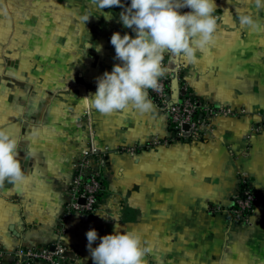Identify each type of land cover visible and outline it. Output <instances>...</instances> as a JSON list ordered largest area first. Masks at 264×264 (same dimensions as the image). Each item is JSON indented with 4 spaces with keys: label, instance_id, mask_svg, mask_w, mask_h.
Instances as JSON below:
<instances>
[{
    "label": "crops",
    "instance_id": "obj_1",
    "mask_svg": "<svg viewBox=\"0 0 264 264\" xmlns=\"http://www.w3.org/2000/svg\"><path fill=\"white\" fill-rule=\"evenodd\" d=\"M215 2L217 41L197 53L198 63L164 55L182 68L197 98L246 113L215 118L201 140L152 144L170 136L168 117L154 103L151 114L130 107L105 115L83 101L97 91L96 78L119 63L113 33L135 37L120 19L131 0L104 10L92 0H0V126L21 141L29 176L18 186L0 187L4 264L20 246L59 241L73 163L91 136L111 153L97 212L73 213L65 223L67 264H93L86 233L95 228L103 237L116 224L152 245L147 264H264V131L253 133L264 121V32L241 27L236 15L242 9L264 20V10L253 0ZM84 15L92 16L84 22ZM37 128L39 135H31ZM242 176L259 202L249 222L231 225L228 215L211 207L231 208Z\"/></svg>",
    "mask_w": 264,
    "mask_h": 264
},
{
    "label": "clouds",
    "instance_id": "obj_2",
    "mask_svg": "<svg viewBox=\"0 0 264 264\" xmlns=\"http://www.w3.org/2000/svg\"><path fill=\"white\" fill-rule=\"evenodd\" d=\"M253 2L257 10H264V0ZM92 3L104 10L121 6L122 0H92ZM182 8L190 11L182 14ZM216 9L215 0H131L120 19L135 37L113 33L110 42L115 48L114 59L119 63L111 72L105 71L96 78L97 91L83 98L85 106L105 115L130 107L141 114L153 113L155 105L148 89H161L159 79L168 71L162 66L163 54L166 51L182 54L190 63H198L197 53L217 41L220 17L214 15ZM236 15L241 27L264 32V20L251 11L239 9ZM91 16L84 15L81 20L87 22ZM105 18L110 19V14ZM101 49L102 45L96 47L98 52ZM39 133L37 128L31 135ZM20 143L7 127L0 126V187L5 182L18 186L29 179L21 164ZM86 237L93 264H147L145 257L152 251V245L139 232L122 231L117 224L112 234L99 237L93 228ZM98 239L99 245L93 247Z\"/></svg>",
    "mask_w": 264,
    "mask_h": 264
},
{
    "label": "built area",
    "instance_id": "obj_3",
    "mask_svg": "<svg viewBox=\"0 0 264 264\" xmlns=\"http://www.w3.org/2000/svg\"><path fill=\"white\" fill-rule=\"evenodd\" d=\"M190 9H187V12ZM171 59L163 54L162 66L168 71L159 79L160 91L148 89L149 98L165 113L169 120L170 136L161 142L154 138L152 144H169L174 142H192L201 140L211 128L215 118L222 116H241L244 109H232L215 106L197 98L187 87L182 77V68L171 66ZM176 80V86L173 80ZM174 92V94H173ZM188 126V129L185 128ZM264 131V121L253 128V133ZM111 153L109 146H100L95 137L89 138L83 154L73 163L74 175L70 181V201L64 206L57 232L59 241L54 246L16 248L12 260L7 264H67L70 250L65 246L63 237L66 234L65 223L73 213L92 215L97 212L99 197L103 191V171ZM242 191L234 198L231 208L211 207L212 213L228 215L231 225L249 222L255 213L259 198L252 188L249 179L242 176ZM82 200L84 202H82ZM5 253L0 250V264H4Z\"/></svg>",
    "mask_w": 264,
    "mask_h": 264
},
{
    "label": "rangeland",
    "instance_id": "obj_4",
    "mask_svg": "<svg viewBox=\"0 0 264 264\" xmlns=\"http://www.w3.org/2000/svg\"><path fill=\"white\" fill-rule=\"evenodd\" d=\"M19 5V4H18ZM22 5H26V3L25 2H23V4ZM7 67H8V65H7ZM22 67H23V70H28V67H29V64L28 63H26V64H22Z\"/></svg>",
    "mask_w": 264,
    "mask_h": 264
},
{
    "label": "water",
    "instance_id": "obj_5",
    "mask_svg": "<svg viewBox=\"0 0 264 264\" xmlns=\"http://www.w3.org/2000/svg\"><path fill=\"white\" fill-rule=\"evenodd\" d=\"M185 128L188 129V126H185ZM82 202H84V201L82 200Z\"/></svg>",
    "mask_w": 264,
    "mask_h": 264
}]
</instances>
